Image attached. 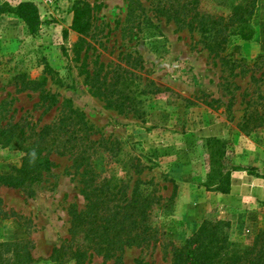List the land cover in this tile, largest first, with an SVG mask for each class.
I'll return each instance as SVG.
<instances>
[{
  "label": "rangeland",
  "instance_id": "rangeland-1",
  "mask_svg": "<svg viewBox=\"0 0 264 264\" xmlns=\"http://www.w3.org/2000/svg\"><path fill=\"white\" fill-rule=\"evenodd\" d=\"M25 1L38 6L34 34L10 11ZM78 1L93 9L90 34L76 57L80 35L71 24ZM129 1L0 0V125L19 122L27 133L36 132L56 120L69 100L92 126L96 167L112 182L126 183L129 193L139 180L159 197L152 211L156 242L125 246L108 259L90 251L86 264H172L173 247L204 220L222 221L230 247L242 250L264 233V121L259 118L264 120V0H257L249 22L252 38L232 36L220 55L203 47L198 31L154 17L149 0L140 2L154 25L131 30ZM237 1L201 0V8L226 12ZM127 54L138 59L137 68H131ZM100 64L108 78L118 66L132 70L127 85L138 111L108 108L92 94L84 68L93 71ZM21 73L45 78L42 88L57 94L59 103L45 110L39 91L20 89ZM207 137L225 143L227 193L207 187ZM23 156L15 143L0 145V174L18 167ZM50 158L55 165L39 181L21 188L0 184V243L28 244L31 264H60L49 256L70 238L69 207L83 210L86 204L72 158L56 152Z\"/></svg>",
  "mask_w": 264,
  "mask_h": 264
},
{
  "label": "trees",
  "instance_id": "trees-1",
  "mask_svg": "<svg viewBox=\"0 0 264 264\" xmlns=\"http://www.w3.org/2000/svg\"><path fill=\"white\" fill-rule=\"evenodd\" d=\"M215 1L217 5H225L228 0ZM256 3L257 0H238L229 5L226 12H208L202 10L201 0H149V11L154 17H164L178 28L198 31L203 47L214 55H220L227 49L232 36L243 40L252 38L253 30L249 22ZM92 9L88 2L75 3L71 28L80 35L76 57L80 54L81 43L90 34ZM10 11L25 22L30 33L34 34L39 29L38 6L34 2H21ZM127 20L131 30L140 31L144 23L154 25L140 0L129 1ZM126 58L131 68H137V58L131 54H127ZM228 62L224 59V63ZM102 69L103 64L93 71L84 68L85 82L92 94L102 98L108 108L120 112L138 111L127 85L132 70L118 66L108 78L109 72L102 74ZM18 77L21 79V90L40 92L39 99L46 106L45 110L59 103L57 94L42 88L45 78L30 79L24 73ZM141 92L144 93V90ZM62 106L64 109L58 118L44 124L36 132L27 133L19 122L0 125V145L15 143L24 153L18 167L0 174V184L21 188L39 181L42 173L50 171L55 165L50 158L51 152L70 156L72 166L80 177V192L86 200L85 207L77 210L75 204L70 205V238L66 244L53 248L50 260L60 264L70 261L86 264L90 251L108 259L125 246L145 247L156 242L159 231L152 221V211L160 204L159 197L141 188L139 180L129 193L126 183L112 182L104 175L93 160L96 149L93 148L95 141L90 139L92 126L84 113L75 109L69 100H64ZM257 117L254 121L260 118L261 124L263 116ZM204 141L210 157L207 187L227 193L230 170H225L221 161L226 152L225 143L217 137H207ZM221 223L220 220H204L182 245L173 247L172 264H264V233L242 250L231 248ZM33 261L28 244L23 241L0 243V264H31Z\"/></svg>",
  "mask_w": 264,
  "mask_h": 264
},
{
  "label": "built area",
  "instance_id": "built-area-1",
  "mask_svg": "<svg viewBox=\"0 0 264 264\" xmlns=\"http://www.w3.org/2000/svg\"><path fill=\"white\" fill-rule=\"evenodd\" d=\"M45 2H53V1H55V0H44Z\"/></svg>",
  "mask_w": 264,
  "mask_h": 264
}]
</instances>
